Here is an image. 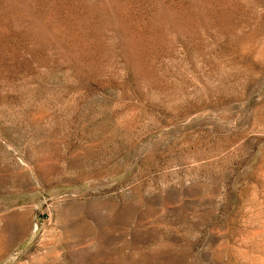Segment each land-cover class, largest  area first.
I'll return each mask as SVG.
<instances>
[{"label": "rangeland", "instance_id": "1", "mask_svg": "<svg viewBox=\"0 0 264 264\" xmlns=\"http://www.w3.org/2000/svg\"><path fill=\"white\" fill-rule=\"evenodd\" d=\"M0 241L264 264V0H0Z\"/></svg>", "mask_w": 264, "mask_h": 264}, {"label": "bare ground", "instance_id": "2", "mask_svg": "<svg viewBox=\"0 0 264 264\" xmlns=\"http://www.w3.org/2000/svg\"><path fill=\"white\" fill-rule=\"evenodd\" d=\"M19 223H20V222H19ZM4 241H5V240H4ZM0 242H1V241H0ZM5 242H7V241H5ZM5 246H6V244H5V245H4V244H1V245H0V252H1V251L3 252V251L6 249Z\"/></svg>", "mask_w": 264, "mask_h": 264}]
</instances>
